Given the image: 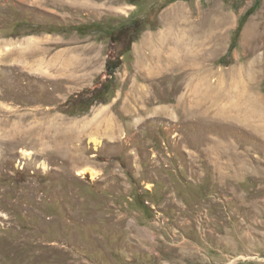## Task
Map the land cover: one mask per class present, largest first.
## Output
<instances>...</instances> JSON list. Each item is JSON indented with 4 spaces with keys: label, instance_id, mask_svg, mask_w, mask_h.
<instances>
[{
    "label": "rangeland",
    "instance_id": "rangeland-1",
    "mask_svg": "<svg viewBox=\"0 0 264 264\" xmlns=\"http://www.w3.org/2000/svg\"><path fill=\"white\" fill-rule=\"evenodd\" d=\"M255 3L0 0V264H264Z\"/></svg>",
    "mask_w": 264,
    "mask_h": 264
},
{
    "label": "trees",
    "instance_id": "trees-1",
    "mask_svg": "<svg viewBox=\"0 0 264 264\" xmlns=\"http://www.w3.org/2000/svg\"><path fill=\"white\" fill-rule=\"evenodd\" d=\"M261 3L262 0H256L254 6L241 19V24L239 25L237 31L234 33L229 50L223 60L229 58L233 54L234 50L237 47L238 39L242 31V25L260 8ZM140 30H141V22L132 21L120 26L119 28H117L116 30L112 31L109 34L110 42L113 45L125 40L127 37H131L130 42L128 44H125L122 54H120L115 59H109L106 62L105 73L107 79L105 83L101 85L100 88L96 89L91 94L90 100L89 99L83 100L84 101L83 106L85 108H91L92 106L97 104H102V105L107 104L108 101L107 99L109 94L113 91V89L117 85L116 74L117 71L123 65L122 57L132 51V45L137 41V33H139Z\"/></svg>",
    "mask_w": 264,
    "mask_h": 264
}]
</instances>
